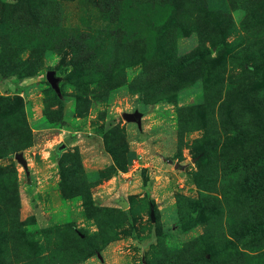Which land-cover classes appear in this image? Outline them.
<instances>
[{"label":"rangeland","instance_id":"rangeland-1","mask_svg":"<svg viewBox=\"0 0 264 264\" xmlns=\"http://www.w3.org/2000/svg\"><path fill=\"white\" fill-rule=\"evenodd\" d=\"M0 264H264V0H0Z\"/></svg>","mask_w":264,"mask_h":264},{"label":"water","instance_id":"water-1","mask_svg":"<svg viewBox=\"0 0 264 264\" xmlns=\"http://www.w3.org/2000/svg\"><path fill=\"white\" fill-rule=\"evenodd\" d=\"M47 78H48V80H49L50 82H53V81H54V78H53V76H52L51 74H48ZM122 116H123L126 120H128V121H135V122H137L138 124H140V122H141V113L138 112V111H136V112H134V113L125 112V113H123ZM16 158H17L20 162H22L24 165H26V161L24 160L22 154H20V153L16 154Z\"/></svg>","mask_w":264,"mask_h":264}]
</instances>
